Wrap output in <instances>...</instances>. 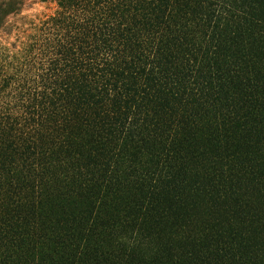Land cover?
Here are the masks:
<instances>
[{
    "label": "trees",
    "instance_id": "16d2710c",
    "mask_svg": "<svg viewBox=\"0 0 264 264\" xmlns=\"http://www.w3.org/2000/svg\"><path fill=\"white\" fill-rule=\"evenodd\" d=\"M26 1L0 0V264H264V0Z\"/></svg>",
    "mask_w": 264,
    "mask_h": 264
},
{
    "label": "rangeland",
    "instance_id": "374dc122",
    "mask_svg": "<svg viewBox=\"0 0 264 264\" xmlns=\"http://www.w3.org/2000/svg\"><path fill=\"white\" fill-rule=\"evenodd\" d=\"M33 0H27L25 2V4L22 6V13L21 16H33L35 14H39L42 12H47L45 10V5L42 3H39L38 1L32 4ZM12 23V18L8 17L7 20L4 23V27H8L10 26V24ZM13 38H10L9 40L6 39L5 36L0 35V41L4 42L5 40H7V42H11Z\"/></svg>",
    "mask_w": 264,
    "mask_h": 264
}]
</instances>
